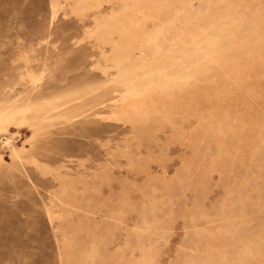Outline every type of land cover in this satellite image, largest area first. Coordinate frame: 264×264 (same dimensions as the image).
I'll return each mask as SVG.
<instances>
[{
	"label": "rangeland",
	"instance_id": "374dc122",
	"mask_svg": "<svg viewBox=\"0 0 264 264\" xmlns=\"http://www.w3.org/2000/svg\"><path fill=\"white\" fill-rule=\"evenodd\" d=\"M0 264H264V0H0Z\"/></svg>",
	"mask_w": 264,
	"mask_h": 264
}]
</instances>
